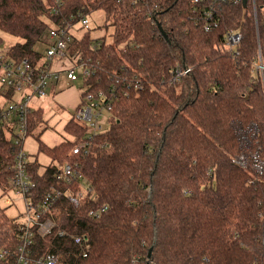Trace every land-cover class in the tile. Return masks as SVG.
Instances as JSON below:
<instances>
[{
	"label": "trees",
	"instance_id": "obj_1",
	"mask_svg": "<svg viewBox=\"0 0 264 264\" xmlns=\"http://www.w3.org/2000/svg\"><path fill=\"white\" fill-rule=\"evenodd\" d=\"M59 1L54 16L57 0H0V31L19 39L7 53L36 62L51 27L104 11L110 40L90 31L75 45L94 71L81 99L103 92L111 126L77 157L73 148L89 131L73 116L65 126L73 140L40 143L51 164L41 172L37 158L29 160L36 203L62 187L54 175L75 160L97 198L81 207L61 198L50 216L68 236L36 237L33 255L54 252L61 264H264V70L257 68L264 64V0ZM147 5L159 9L148 15ZM209 5L208 20L194 12ZM231 31L241 35L235 49L226 45ZM3 43L0 36V51ZM178 66L191 70L171 84ZM43 116L42 109L31 113L29 136ZM19 151L0 130L4 195L13 189ZM95 207L107 210L93 218ZM17 225L0 206V251L15 254ZM71 234L86 237L84 253Z\"/></svg>",
	"mask_w": 264,
	"mask_h": 264
},
{
	"label": "built area",
	"instance_id": "obj_2",
	"mask_svg": "<svg viewBox=\"0 0 264 264\" xmlns=\"http://www.w3.org/2000/svg\"><path fill=\"white\" fill-rule=\"evenodd\" d=\"M204 1L206 0H193L194 4ZM61 6V1L57 0L56 7L52 9L51 13L54 16H60ZM147 8V14L152 15L153 11L159 9V6L147 5ZM201 11L197 8L194 10L205 19L210 18L213 14L210 5ZM78 23L80 28L75 30ZM205 28H209L207 23ZM91 30L89 15L79 13L77 16L72 15L61 20L58 25L49 29L45 43L46 54L36 62L28 58L17 59L9 55L7 51H0V99H6V103H0V130L17 146H20V151L16 156L13 196L8 192L4 203L7 206H12L17 197L25 205V219L18 223L16 228L20 245L15 254L7 250L0 251V260L8 259L9 264H61L60 255L54 252L46 251L37 257L33 255L34 245L37 244L36 237L47 239L55 234L59 237L68 236V232L57 229L56 220L50 216L53 206L61 198H66L75 207H81L87 202L94 204L97 200L92 183L83 173L80 162L75 160L63 163L54 175L55 181L62 187H50L41 200L36 203L32 197L35 196L34 191L37 188V183L28 171L29 156L24 152V142L29 137L30 115L39 109L32 108L33 100L45 97L51 88V83L58 81L62 74L66 76L69 82H75L79 79L77 70H81L84 81L94 72L89 60L82 57L75 45L76 40ZM78 32H82V35L79 36ZM240 41L241 35L232 31L226 36V45L230 49H235ZM257 68L263 71L264 64L258 63ZM190 70L181 66L176 67L169 82L171 84L180 82ZM8 93H10V97H7ZM16 94H20L17 99H15ZM98 107L100 109L111 108V102L103 92H99L98 96L87 93L76 107L75 119L87 125L89 131L86 140L75 144L73 148L72 152L77 157L87 154L91 149V141L94 136L104 131L97 123L98 113L96 109ZM256 168L259 170L262 168L260 163H256ZM106 210V207L92 208L90 216L100 218ZM69 239L74 245L80 247L83 253L86 251L85 236L71 234Z\"/></svg>",
	"mask_w": 264,
	"mask_h": 264
},
{
	"label": "rangeland",
	"instance_id": "obj_3",
	"mask_svg": "<svg viewBox=\"0 0 264 264\" xmlns=\"http://www.w3.org/2000/svg\"><path fill=\"white\" fill-rule=\"evenodd\" d=\"M91 20V35L94 37L102 36V34L107 35V40H110L111 28L106 30L105 25V13L102 10H96L89 16ZM80 24L78 23L75 30H79ZM79 36L82 32H78ZM0 36L3 39V50L7 51L11 46H13L19 39L13 37L7 33L0 31ZM47 36L43 38L41 44L38 45L39 51L42 55L46 54V42ZM78 80L75 82H69L65 75H61V79L56 84L57 90H53L51 87L47 92V95L41 99L35 98L31 103L33 109H42L44 111V122L37 127L33 133L24 142V152L29 156V160H34L37 158L39 163L42 165L40 171L43 172L44 169L51 164L49 157L40 153V143L43 142L48 146H55L60 144L64 140H73V137L67 133L65 126L73 118L76 112V103L78 96L81 100L84 79L81 70H77ZM69 82V83H68ZM5 91L4 88H2ZM55 91V92H54ZM20 94L15 95V99L19 98ZM80 102V101H79ZM0 103H6L5 98L0 99ZM98 113L97 123L102 127V130H106L111 126L109 121V113L107 109H96ZM46 166V167H45ZM12 194V190L9 191ZM7 195H4L0 190V206L5 208L6 215L15 219L18 223L25 219V205L21 199H15L12 206L5 205L4 201Z\"/></svg>",
	"mask_w": 264,
	"mask_h": 264
},
{
	"label": "crops",
	"instance_id": "obj_4",
	"mask_svg": "<svg viewBox=\"0 0 264 264\" xmlns=\"http://www.w3.org/2000/svg\"><path fill=\"white\" fill-rule=\"evenodd\" d=\"M56 67H58V64H56ZM62 75H63V74H62ZM59 79H61V76H60V78H59ZM66 79H67V78H66ZM67 81H68V79H67ZM68 83H69V82H68ZM53 90H55V91H56V90H57V88L55 87ZM55 91H54V92H55ZM79 101L81 102V100H80V97L78 96V100H77V103H76V105H77V106L80 104V102H79ZM77 106H76V107H77Z\"/></svg>",
	"mask_w": 264,
	"mask_h": 264
},
{
	"label": "water",
	"instance_id": "obj_5",
	"mask_svg": "<svg viewBox=\"0 0 264 264\" xmlns=\"http://www.w3.org/2000/svg\"><path fill=\"white\" fill-rule=\"evenodd\" d=\"M161 31L164 33V31L162 29H161ZM164 35H165V33H164ZM2 47H4V46H2ZM151 252H152V250H150L149 255H148V258L151 257Z\"/></svg>",
	"mask_w": 264,
	"mask_h": 264
}]
</instances>
